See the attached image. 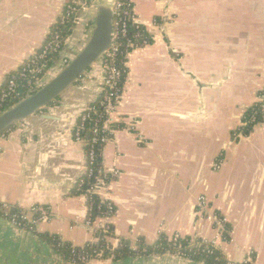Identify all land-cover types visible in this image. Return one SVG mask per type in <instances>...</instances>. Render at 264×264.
Listing matches in <instances>:
<instances>
[{"label":"crops","instance_id":"crops-1","mask_svg":"<svg viewBox=\"0 0 264 264\" xmlns=\"http://www.w3.org/2000/svg\"><path fill=\"white\" fill-rule=\"evenodd\" d=\"M80 1L88 7L58 63L86 43L93 6L112 2ZM130 2L151 43L127 58L115 132L99 153L105 170L119 172L99 193L115 208L108 242L115 248L126 240L134 249L138 239L152 245L160 235L211 241L219 215L230 229V241L217 243L222 255L239 262L251 251L254 264H264V125L232 139L264 88V0ZM63 4L0 0V86L41 48ZM101 80L96 64L55 102L0 134V203L52 214L34 230L0 218V264H66L44 236L77 248L93 242L84 226L86 198L73 193L86 146L72 133L82 110L98 100ZM200 197L208 218L198 214ZM89 264L203 263L152 254Z\"/></svg>","mask_w":264,"mask_h":264},{"label":"built area","instance_id":"built-area-1","mask_svg":"<svg viewBox=\"0 0 264 264\" xmlns=\"http://www.w3.org/2000/svg\"><path fill=\"white\" fill-rule=\"evenodd\" d=\"M63 1L60 17L49 31L41 48L25 61L17 71L9 75L4 84L0 86V114L11 106L10 103L13 100L22 96L27 97L37 91L44 84L42 82L46 75L58 73L69 63L68 58H62L59 63L56 62L64 50L66 37L64 34L73 27L80 25L79 14L85 12L88 5L80 0ZM111 7L113 15L111 43L98 63L102 73L100 95L96 102L82 110L72 133L75 142L86 146L85 172L76 181L73 193L86 198L87 216L84 226L92 233L93 242L90 244H95L99 239H102L106 246L110 245L108 242L110 238L108 231L111 226L109 221L115 213V208L105 196L99 193L107 190L110 182L119 175V172L117 170H105L102 166L94 167L101 148L111 141L115 132L117 125L115 116L121 99L123 83L128 76L127 58L134 50L149 45V35L135 17L130 0H112ZM156 23L157 21L154 20L153 25ZM95 103L97 104L95 105ZM87 124L88 128L86 127ZM258 125H264V88L258 94L257 103L242 115L240 126L232 133V139L237 140L246 136L243 135L242 129L252 130ZM130 128L132 127L130 126ZM86 131L88 132V140H85L83 136ZM94 197L97 198L99 205H103L105 209L104 216L95 217V219L92 218L93 208L99 211L100 206L94 205ZM197 208L201 217H210L204 197L198 198ZM51 217L52 214L46 207L34 206L27 210H16L7 204L0 203V218L18 229L34 230L38 223L46 222ZM213 219L216 235L211 241H202L209 247L218 249L217 243L219 241H230V229H227L224 217L214 215ZM174 236V238L180 237ZM224 236L229 238L223 239ZM52 241L62 243L59 238L54 236H52ZM86 245L81 248L71 246L69 257L67 259L62 257L65 263L89 264L91 260H94L86 252ZM174 256L186 258L179 252H176ZM224 258L226 264H254L255 259L251 251L239 262Z\"/></svg>","mask_w":264,"mask_h":264},{"label":"water","instance_id":"water-1","mask_svg":"<svg viewBox=\"0 0 264 264\" xmlns=\"http://www.w3.org/2000/svg\"><path fill=\"white\" fill-rule=\"evenodd\" d=\"M93 7L95 18L84 46L37 91L0 114V134L55 102L64 91L74 86L88 70L101 61L111 43L112 7L100 2Z\"/></svg>","mask_w":264,"mask_h":264},{"label":"trees","instance_id":"trees-1","mask_svg":"<svg viewBox=\"0 0 264 264\" xmlns=\"http://www.w3.org/2000/svg\"><path fill=\"white\" fill-rule=\"evenodd\" d=\"M69 30L65 32L64 36L68 34ZM132 34V33H131ZM148 43H151L150 38H148ZM26 96H22L21 98H17L13 100L10 105H14L18 103L20 100L24 99ZM97 103H95L96 105ZM88 128V124L86 125ZM252 130L250 129H242L243 135H248ZM85 140H88V132H84L83 134ZM101 161L100 156L96 160V165L94 168L100 167ZM94 205L100 206V210L97 211L93 208L92 218L95 217H103L104 216V207L103 205H99V202L96 197L93 198ZM94 206V207H95ZM227 229H229V226ZM109 236H113V229L110 226L108 231ZM166 237L160 235L158 239L152 245H146L142 239H138L135 248H131V244L126 240H119L118 245L114 248L111 245L106 246L105 241L99 239V241L95 244H87L86 252L93 259L100 260H112L118 261L126 257H134L139 255H164L170 254L174 255L176 252L181 253L187 259L194 262H201L203 264H226L225 258L222 253L218 249H214L209 247L208 244L204 243L202 240L198 238H190V237ZM48 243L64 258L67 259L70 255V247L71 245L68 243H57L56 241H52V237H43ZM229 237L224 236L223 239H228Z\"/></svg>","mask_w":264,"mask_h":264},{"label":"rangeland","instance_id":"rangeland-1","mask_svg":"<svg viewBox=\"0 0 264 264\" xmlns=\"http://www.w3.org/2000/svg\"><path fill=\"white\" fill-rule=\"evenodd\" d=\"M57 73H55V75H56ZM52 78V77H51Z\"/></svg>","mask_w":264,"mask_h":264}]
</instances>
